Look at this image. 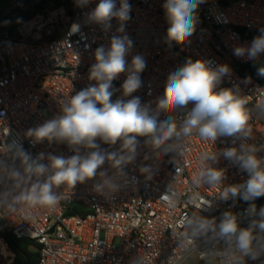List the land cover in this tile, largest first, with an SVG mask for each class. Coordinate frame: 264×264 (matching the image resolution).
<instances>
[{
  "label": "built area",
  "instance_id": "built-area-1",
  "mask_svg": "<svg viewBox=\"0 0 264 264\" xmlns=\"http://www.w3.org/2000/svg\"><path fill=\"white\" fill-rule=\"evenodd\" d=\"M0 1L9 2L0 10V150L15 138L33 156L40 152L71 155L65 145L45 142L33 146L24 133L50 118L64 99L95 83L88 80L89 67L94 63L92 53L100 44L107 45L109 36L98 26L84 23L88 9L77 8L74 0ZM40 2L42 5L34 9ZM163 2L130 0L132 18L126 30L135 44L132 54L142 53L147 59L142 73L144 86L133 95L144 102L154 100L162 94L168 73L188 59L228 64L232 74L224 78L221 87L238 85L247 96L252 129L248 142L264 156V87L252 77L247 81L249 76L238 72L241 65L264 66V54L256 60L233 54L235 47L252 41L243 35L244 30L259 35L264 29V0H205L198 9L196 32L185 44L171 48L163 43L168 27ZM89 7H95V3ZM77 22L80 30L73 33L71 25ZM113 25L114 31L115 21ZM124 79L121 74L113 82L114 88L119 89ZM229 146L225 138L214 144L193 135L184 143L182 155L158 160L159 171L152 180L145 181L141 176L138 183L112 196L95 192V181L78 184L74 189L62 186L54 210H32L26 217L0 208V222L16 238L38 245L36 264H131L136 258L140 264H185L190 260L223 264L221 256L208 255L209 246L205 244L185 252L177 245V235L182 231L179 220L199 211L190 197L198 192L199 198L215 203L224 186L193 187L199 157ZM216 166L226 169L225 184L247 179L223 157ZM170 185L179 193L175 207L165 199L170 195ZM230 206L232 211L242 212L247 204L241 208L233 201L220 202L211 215L219 216ZM242 226H247L246 222ZM218 247L223 250V245ZM13 257L0 237V264L10 263Z\"/></svg>",
  "mask_w": 264,
  "mask_h": 264
},
{
  "label": "clouds",
  "instance_id": "clouds-1",
  "mask_svg": "<svg viewBox=\"0 0 264 264\" xmlns=\"http://www.w3.org/2000/svg\"><path fill=\"white\" fill-rule=\"evenodd\" d=\"M204 2L164 0L161 7L168 27L163 43L168 48L185 44L196 32L198 9ZM93 3L95 7L90 8ZM74 5L88 9L85 24L98 26L109 36L107 45L100 44L92 53L88 80L95 83L64 99L50 118L24 133L33 146L65 145L71 155L40 152L33 156L19 140L6 142L0 150V208L26 217L32 210L52 211L60 201L62 186L74 189L89 181H95L93 190L98 194L112 196L138 183L141 176L152 180L159 171L158 160L182 155L184 143L193 135L214 144L225 138L231 146L202 153L191 182L194 188L224 185L223 189L215 203L199 198L198 192L190 197L199 211L179 220L182 231L177 245L185 252L208 245V255L221 256L223 264L257 260L264 264V205L255 203L264 197V156L248 142L252 129L247 96L238 85L221 87L224 78L231 77V67L188 59L168 73L162 94L144 102L133 95L144 86L147 59L142 53L132 54L135 44L126 30L132 18L130 0H74ZM80 27L73 23L70 31L78 32ZM233 54L258 59L264 54V29L249 44L235 47ZM121 74L125 79L116 89L113 82ZM257 75L264 77V66L257 69ZM245 79L251 81V77ZM221 157L247 179L225 184L226 169L216 166ZM169 192L165 199L175 207L179 193L172 185ZM238 199L247 204L242 212L230 206L219 216L211 215L220 202ZM245 222L247 226H242ZM131 264L140 261L136 258Z\"/></svg>",
  "mask_w": 264,
  "mask_h": 264
},
{
  "label": "trees",
  "instance_id": "trees-1",
  "mask_svg": "<svg viewBox=\"0 0 264 264\" xmlns=\"http://www.w3.org/2000/svg\"><path fill=\"white\" fill-rule=\"evenodd\" d=\"M243 35L248 38L257 36L256 32L244 30ZM258 67L252 64L241 65L238 72L242 76H249L258 81L264 87V77L257 75ZM256 204H264V197L255 201ZM239 207H243L246 203L242 200L235 202ZM0 237L14 254L12 261L8 264H36L38 261V245L27 239H18L10 232H8L0 222ZM261 259H264L262 257Z\"/></svg>",
  "mask_w": 264,
  "mask_h": 264
},
{
  "label": "rangeland",
  "instance_id": "rangeland-1",
  "mask_svg": "<svg viewBox=\"0 0 264 264\" xmlns=\"http://www.w3.org/2000/svg\"><path fill=\"white\" fill-rule=\"evenodd\" d=\"M8 1H0V10H3L7 7L8 5ZM185 264H211L209 260L204 261V262H199L196 260H190L188 262H186Z\"/></svg>",
  "mask_w": 264,
  "mask_h": 264
},
{
  "label": "water",
  "instance_id": "water-1",
  "mask_svg": "<svg viewBox=\"0 0 264 264\" xmlns=\"http://www.w3.org/2000/svg\"><path fill=\"white\" fill-rule=\"evenodd\" d=\"M41 5H42V2L36 4V5L34 6V9H38Z\"/></svg>",
  "mask_w": 264,
  "mask_h": 264
},
{
  "label": "crops",
  "instance_id": "crops-1",
  "mask_svg": "<svg viewBox=\"0 0 264 264\" xmlns=\"http://www.w3.org/2000/svg\"><path fill=\"white\" fill-rule=\"evenodd\" d=\"M209 261H210L211 264H215L214 261H212V260H209Z\"/></svg>",
  "mask_w": 264,
  "mask_h": 264
}]
</instances>
